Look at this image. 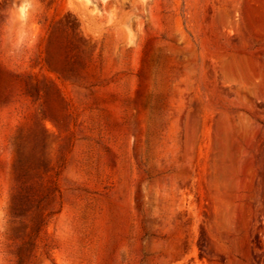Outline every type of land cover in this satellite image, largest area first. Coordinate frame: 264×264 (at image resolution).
I'll return each mask as SVG.
<instances>
[{
    "label": "rangeland",
    "instance_id": "1",
    "mask_svg": "<svg viewBox=\"0 0 264 264\" xmlns=\"http://www.w3.org/2000/svg\"><path fill=\"white\" fill-rule=\"evenodd\" d=\"M0 264H264V0H0Z\"/></svg>",
    "mask_w": 264,
    "mask_h": 264
}]
</instances>
